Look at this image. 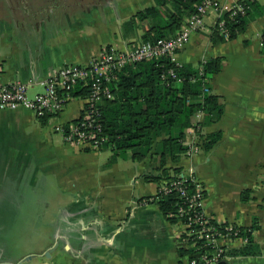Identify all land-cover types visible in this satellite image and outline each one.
<instances>
[{
  "label": "crops",
  "instance_id": "crops-1",
  "mask_svg": "<svg viewBox=\"0 0 264 264\" xmlns=\"http://www.w3.org/2000/svg\"><path fill=\"white\" fill-rule=\"evenodd\" d=\"M220 1L228 7L238 2ZM256 1L264 8V0ZM166 3L159 5L164 18L172 8ZM154 6L158 0H0V84L33 79V97L44 91L40 82L65 64L86 65L104 47L127 49L143 42L154 20L125 24ZM216 23L212 12L176 63L197 65L224 57L222 71L211 80V92L221 97L224 115L202 130L204 135L221 131L222 140L205 151L191 127L185 144L189 148L198 144L200 152L182 156L177 164L169 162L166 168L195 170L206 190L205 211L216 222L242 228L258 225L252 238L262 254H228L248 243L223 242L227 252L223 264H264V14L238 38L213 44ZM84 105V97H74L58 116L46 117V125L26 108L0 110V198L53 197L44 202L49 220L37 227L41 239L18 245L2 237L0 264H184L187 255L179 253L181 248L189 250L182 237L184 227L172 224L155 201L140 202L156 196L163 182L146 180L161 173L151 155L134 161L128 151L121 168L117 159L112 162V154L105 171L88 169V190L82 189L87 179L77 164L110 149L67 144L55 127L80 118ZM48 186L52 194L46 192ZM246 190L251 198L244 202ZM12 228L0 225L1 230ZM44 230L53 232L45 237ZM32 254L37 257L23 261Z\"/></svg>",
  "mask_w": 264,
  "mask_h": 264
},
{
  "label": "trees",
  "instance_id": "trees-1",
  "mask_svg": "<svg viewBox=\"0 0 264 264\" xmlns=\"http://www.w3.org/2000/svg\"><path fill=\"white\" fill-rule=\"evenodd\" d=\"M171 2V9L165 11L166 18L161 14L166 2ZM200 0H158V6L148 7L134 15L125 26L136 21L144 22L152 19L154 23L144 32L143 42H156L176 35L184 23L195 11ZM245 6V12L223 15L226 34L214 27L212 43H223L234 40L243 34L250 23L264 14V8L256 0H238ZM262 53L264 54V29L262 31ZM224 57L211 58L197 65L176 64L169 58L143 61L126 66L112 83L114 99L102 104L104 129L109 141L102 149L113 152L112 162L118 156H126L132 151L134 161H143L151 155L160 163L158 176H148L146 180L164 182L175 179L183 171L182 167L166 168L169 162L177 164L189 147L185 144L187 129L194 127L202 139V149L210 151L223 137L221 131L204 135L202 130L220 121L224 115V103L221 97L211 92V80L222 71ZM173 70L176 77L170 76ZM86 90L77 88L74 97H85ZM203 114L198 122L197 114ZM43 125L47 118H40ZM125 154V155H124ZM162 182V183H163ZM161 187V186H160ZM250 190L242 193V201L250 200ZM155 201L163 215L172 223L177 224L176 217L182 200L177 192L168 195L157 193L154 197L141 199L140 202ZM241 228L242 235L248 238V244L237 252L239 256H259L262 251L253 242L252 232L258 229L256 222L251 228ZM200 245V243H199ZM198 246V245H197ZM192 249L181 248V256L193 253ZM227 255V252H226ZM223 264V263H222Z\"/></svg>",
  "mask_w": 264,
  "mask_h": 264
},
{
  "label": "built area",
  "instance_id": "built-area-1",
  "mask_svg": "<svg viewBox=\"0 0 264 264\" xmlns=\"http://www.w3.org/2000/svg\"><path fill=\"white\" fill-rule=\"evenodd\" d=\"M212 12L217 16L215 27H218L220 33L226 34L223 15L226 12H231L232 15L244 13L245 6L236 2L228 7L220 0H200L195 5V11L175 36L153 43L140 42L127 49L104 47L89 64H65L59 68L40 82L44 91L33 97L30 96V90L36 84L33 79L0 84V110L26 108L38 118L58 116L74 98L73 92L77 88L84 89L87 95L84 97L85 105L80 118L58 125L55 130L63 136L67 144L87 150H102L109 141L104 129L102 104L114 99L112 83L118 73L128 65L143 61L169 58L176 63L179 52L185 48L193 34L205 28L206 20ZM169 74L176 77L173 70ZM202 116L199 112L197 121ZM199 152L200 146L197 144L190 147L185 155L191 157ZM173 192H177L182 200L176 217L177 224L184 227L183 241L194 251L187 255L184 264H222L227 256L223 242L239 240L248 243V238L242 235L238 225L218 223L206 213V190L196 178L193 168L183 170L175 179L164 181L158 191L163 195Z\"/></svg>",
  "mask_w": 264,
  "mask_h": 264
},
{
  "label": "rangeland",
  "instance_id": "rangeland-1",
  "mask_svg": "<svg viewBox=\"0 0 264 264\" xmlns=\"http://www.w3.org/2000/svg\"><path fill=\"white\" fill-rule=\"evenodd\" d=\"M112 154L111 150L100 151L97 154L92 153L88 161L83 165L77 164L78 169L81 167L85 169L84 179L87 180L82 182V184H85L82 189L88 190V169L90 171H95L96 169L105 171V166L109 164ZM117 160L120 167L124 168L126 163L123 156H118ZM49 188V186L45 188L47 189L46 192L52 194L49 192ZM50 191L54 192L52 189ZM45 200H53V197L29 194L27 196L0 198V225L13 226L12 229L8 230L0 229V242H2L1 238H4V236L7 237V243H17L18 245H24L27 240H36L37 237L41 239L39 234L41 230H38L37 227L44 221L49 220L48 210L44 208ZM52 232L53 230H44L45 237H50Z\"/></svg>",
  "mask_w": 264,
  "mask_h": 264
},
{
  "label": "water",
  "instance_id": "water-1",
  "mask_svg": "<svg viewBox=\"0 0 264 264\" xmlns=\"http://www.w3.org/2000/svg\"><path fill=\"white\" fill-rule=\"evenodd\" d=\"M58 246V244H55L52 248H50L46 253V257H50L51 253L55 250V248ZM37 256L35 254L28 255L23 261L31 260L32 258H36Z\"/></svg>",
  "mask_w": 264,
  "mask_h": 264
}]
</instances>
